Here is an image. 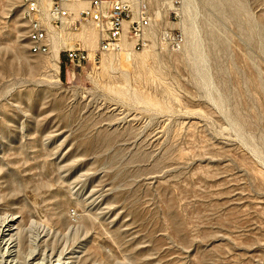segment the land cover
Wrapping results in <instances>:
<instances>
[{
    "label": "rangeland",
    "instance_id": "374dc122",
    "mask_svg": "<svg viewBox=\"0 0 264 264\" xmlns=\"http://www.w3.org/2000/svg\"><path fill=\"white\" fill-rule=\"evenodd\" d=\"M147 1L179 50L153 34L93 63L87 24L67 36L89 62L57 71L0 0V221L34 237L18 264H264V0Z\"/></svg>",
    "mask_w": 264,
    "mask_h": 264
},
{
    "label": "built area",
    "instance_id": "2783aa9c",
    "mask_svg": "<svg viewBox=\"0 0 264 264\" xmlns=\"http://www.w3.org/2000/svg\"><path fill=\"white\" fill-rule=\"evenodd\" d=\"M177 2L174 0V4ZM22 5H29L33 11L34 31L28 38L31 42L33 36H40L42 49H36L38 54L48 55L56 46L59 58L62 53L65 61L77 68L89 62V55L78 40L67 35L78 33L87 24L93 26L97 37L93 63L107 53L123 51L130 55L141 51L153 34L160 46L172 51L179 50L184 41L181 33L155 20L156 12L147 0H23ZM161 5L160 10L163 2ZM72 9L77 12L75 19ZM173 16L177 17L176 10ZM65 40H69L67 45Z\"/></svg>",
    "mask_w": 264,
    "mask_h": 264
},
{
    "label": "bare ground",
    "instance_id": "6f19581e",
    "mask_svg": "<svg viewBox=\"0 0 264 264\" xmlns=\"http://www.w3.org/2000/svg\"><path fill=\"white\" fill-rule=\"evenodd\" d=\"M23 3V0H21ZM23 18L26 22V40H27V51L30 55H39L38 50L36 49H42V41H40V36H33L31 38V42H29V38L31 36V32L34 31V15L31 7L29 5H23ZM82 36L85 40L84 43L87 45H93L96 43V37L94 33L91 30L85 31ZM53 50L51 53L47 56L48 61L50 62V65L55 67L56 70H59V55H58V49L56 46L52 48ZM49 65V66H50ZM52 67V68H53ZM69 75L72 77L74 73L72 71H69ZM18 220L17 217L14 216H6L4 219L0 221V249L3 248V255L6 259L7 264H18L19 262V256L24 253V255L31 256L33 248L31 245L34 242V237L31 236L32 232L28 231V235L26 236L25 240V247L22 250L20 246V241L18 238L20 228H17L16 221ZM19 231H18V230ZM22 231V230H21ZM20 231V232H21ZM22 233V232H21ZM31 233V234H30ZM21 235V234H20ZM36 240V239H35ZM23 256V255H22ZM24 258V256H23ZM3 260V256H0V263Z\"/></svg>",
    "mask_w": 264,
    "mask_h": 264
}]
</instances>
